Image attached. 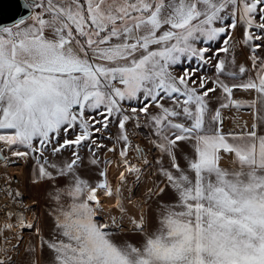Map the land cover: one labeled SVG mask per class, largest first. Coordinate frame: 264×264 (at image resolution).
I'll list each match as a JSON object with an SVG mask.
<instances>
[{
    "label": "snow or ice",
    "instance_id": "obj_1",
    "mask_svg": "<svg viewBox=\"0 0 264 264\" xmlns=\"http://www.w3.org/2000/svg\"><path fill=\"white\" fill-rule=\"evenodd\" d=\"M14 8L0 264H264V0Z\"/></svg>",
    "mask_w": 264,
    "mask_h": 264
},
{
    "label": "water",
    "instance_id": "obj_2",
    "mask_svg": "<svg viewBox=\"0 0 264 264\" xmlns=\"http://www.w3.org/2000/svg\"><path fill=\"white\" fill-rule=\"evenodd\" d=\"M15 0H0V18L7 20L14 12Z\"/></svg>",
    "mask_w": 264,
    "mask_h": 264
}]
</instances>
